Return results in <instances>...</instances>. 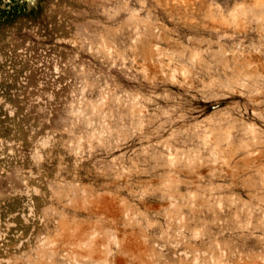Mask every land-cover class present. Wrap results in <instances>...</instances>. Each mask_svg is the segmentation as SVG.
I'll return each instance as SVG.
<instances>
[{"label": "rangeland", "instance_id": "obj_1", "mask_svg": "<svg viewBox=\"0 0 264 264\" xmlns=\"http://www.w3.org/2000/svg\"><path fill=\"white\" fill-rule=\"evenodd\" d=\"M0 264H264V0H0Z\"/></svg>", "mask_w": 264, "mask_h": 264}, {"label": "snow or ice", "instance_id": "obj_2", "mask_svg": "<svg viewBox=\"0 0 264 264\" xmlns=\"http://www.w3.org/2000/svg\"><path fill=\"white\" fill-rule=\"evenodd\" d=\"M23 2H24V0H21V3H23ZM27 2H28V3H33L34 0H27Z\"/></svg>", "mask_w": 264, "mask_h": 264}]
</instances>
